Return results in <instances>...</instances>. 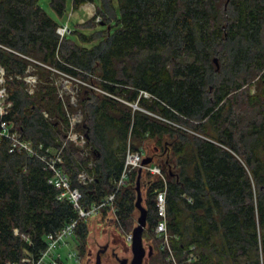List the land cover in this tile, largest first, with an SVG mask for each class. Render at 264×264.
I'll return each mask as SVG.
<instances>
[{
  "label": "trees",
  "instance_id": "obj_1",
  "mask_svg": "<svg viewBox=\"0 0 264 264\" xmlns=\"http://www.w3.org/2000/svg\"><path fill=\"white\" fill-rule=\"evenodd\" d=\"M110 3L96 8L95 23L108 29L80 36L97 42L87 48L59 38L58 24L38 0H0V68L9 103L0 122L32 145L61 151L60 166L84 208L115 189L128 148L146 154L152 143L146 156L165 179L142 170L153 177L143 197L145 224L157 242L151 263L174 264L153 228L154 193L165 187L176 264H264V0H117L116 19ZM65 4L50 0L49 7L62 16ZM93 20L81 26L93 28ZM59 72L89 80L127 105L81 85L73 101L61 98ZM31 74L36 84L29 93L23 78ZM74 114L80 122L73 131L86 139L82 148L67 140V115ZM9 144L0 138V264H23L24 256L44 249L49 232L76 218V209L56 199L59 190L41 160L8 151ZM136 170L97 214L128 233ZM80 172L90 181L79 182ZM87 223L79 219L73 230L78 254L85 251Z\"/></svg>",
  "mask_w": 264,
  "mask_h": 264
},
{
  "label": "built area",
  "instance_id": "obj_2",
  "mask_svg": "<svg viewBox=\"0 0 264 264\" xmlns=\"http://www.w3.org/2000/svg\"><path fill=\"white\" fill-rule=\"evenodd\" d=\"M71 29L68 28L67 25L63 26H57L56 27V35L59 36V38H63L64 36L68 35L70 33ZM4 74V71H1ZM64 78H59L57 84V94L63 98L64 96H70L71 101L75 99V88L78 85H81L83 87L89 88V90L96 91L99 94H103L105 96H108L110 98L116 99L117 101L127 105V102L121 100L116 95H112L109 92H105L102 88L93 87L92 84L89 85V83L81 81L79 79H75L74 77H68L66 75L61 74ZM2 81V80H1ZM3 82V81H2ZM64 83V89L62 90V84ZM75 83V86L70 87L69 85H72ZM61 85V87H59ZM34 86V85H33ZM29 89V93H31L32 87ZM5 87L0 89V98L3 96L5 97V102L0 105V116H3L6 113V109L9 106V103L6 101V94H5ZM144 96V98H149L150 95L147 94L145 91L140 92V96ZM139 96V97H140ZM130 104V103H129ZM134 109L141 110L138 108L137 104L134 103V105H131ZM71 122L69 131L67 132V140L71 141L74 145H77V147L82 148L84 146V143L86 141L85 137L82 134H77L75 131H73L74 125L76 123L80 122L79 116L74 114V116L70 119ZM11 127L8 123L1 121L0 122V138H7L9 141V148L8 151H20L22 150L27 155L31 157H36L37 159L41 160L47 169L50 170V175L48 182L51 183V185L59 190L58 195L56 199L58 200H67L69 203H71L74 208L76 209V218L72 219L69 223L64 224L62 227L55 231H51L46 235L45 239V247L44 249L38 253L35 257H25L21 259L23 264H65L64 260L62 259V251L61 249L65 246H68V240L69 238H73L74 236V227L76 224H78L79 219H89L92 216H95L98 214L99 210L105 206V204L112 203L114 195H116L118 189L125 184L127 181V173L131 170V168H137L141 165L142 157L145 155L142 151H133V149L128 148L125 155H124V167L121 170V175H119L117 181H115V189L109 193L108 195H105V197L97 202L92 203L90 207L84 208L82 204L80 203V197L81 192L78 188L70 186V180L69 177L65 174L64 170L60 166L61 162V151H51V149L42 148L40 145L35 146V144H31L30 142H27L22 139L21 136L16 134L13 131H10ZM147 170L148 173L152 175L161 176L162 181H164L165 177L163 173L161 172L160 167L156 164H145V166H142V170ZM79 182L84 183L87 181H90L91 177L86 175L83 172L77 173ZM165 193L166 189L165 187L162 189L160 188L156 193H154V200L156 201V214H158V221L155 222L153 228L155 232V236L160 239L161 245L164 246V249L167 251L168 259L173 261L175 263L174 255H172L169 241H168V231L167 227H165V220H166V214H165ZM131 232L128 233V236H126L127 241L129 242L131 239ZM71 259L73 258L78 263L82 261L80 259V254L77 252H69L66 251V255L64 256V259Z\"/></svg>",
  "mask_w": 264,
  "mask_h": 264
},
{
  "label": "rangeland",
  "instance_id": "obj_3",
  "mask_svg": "<svg viewBox=\"0 0 264 264\" xmlns=\"http://www.w3.org/2000/svg\"><path fill=\"white\" fill-rule=\"evenodd\" d=\"M111 3V9L112 11L115 13V19L118 18L119 16V12H118V8H117V0H109ZM101 2L102 0H92L91 3H85L83 4V6H81L80 8L76 9V10H72L70 3L71 0H66V4L64 6V13L62 16H59L57 13H55L54 11H52L49 7V3L50 0H38V7L40 9H43L45 11V13L51 17V19L57 23L59 26H63V25H67L69 29L72 30L70 35H67L66 38H68L69 40H73L74 43H76L78 46L80 47H91L94 44H97L96 41H94L92 44H87V42L83 43L81 41V37L80 36H93L95 33H97L99 30L105 31L108 29V26H101L100 24H96L95 22H98L99 20V15L96 16V12H97V7L100 8L101 6ZM101 19L104 21V19L102 18V16H100ZM114 17V16H113ZM93 20V24L95 23V27L93 28H87V27H82L81 25L84 23V21L87 20ZM110 24H111V28H109L108 32L109 34L112 33L113 29H115V22L114 19L111 18L110 20ZM216 65L218 64V61H216L215 63ZM2 69L0 68V89L3 88L4 86V82L3 81V73L1 72ZM60 72H59V76H60ZM61 78L62 77L61 75ZM95 79V78H94ZM2 80V81H1ZM23 80L28 84L29 88H31V86L36 84L35 81V77L31 74L30 76H25L23 78ZM82 81V80H81ZM57 82L58 80H56V86H57ZM84 82L89 83V85H91V83L89 82V80H86ZM75 86V83H73L72 85H69L70 87ZM93 87L95 85H92ZM61 87V85L59 86ZM64 83L62 84V90H66L64 89ZM77 87V86H76ZM83 87V86H82ZM97 87V86H95ZM85 88V87H84ZM99 88V87H97ZM76 89V88H75ZM253 86L251 88V91H253ZM29 92V91H28ZM96 92V91H94ZM98 93V92H97ZM5 102V97H1L0 98V105H2ZM134 105V104H131ZM4 106V105H2ZM74 115H67V118L69 120V118L71 119ZM69 131V130H68ZM148 147H149V153L147 152L146 154H151V147H152V143H148ZM158 157H153V159L158 160ZM153 179V177L149 176L148 173L143 172L142 171V177L141 180L139 181L140 183V187H141V198L143 201V197L144 194L146 192V184L145 181L146 179ZM143 205L145 206V203L143 201ZM133 215L135 217V221L136 218L138 216V211L136 209H134L133 211ZM135 221H133V225L136 223ZM143 235H142V242L143 245L145 247V262L143 264H152L151 260L149 259V255L146 256V250L148 249V246L150 245L152 247V253H151V257L155 252L156 249V240L152 237L153 233H149L148 232V228L147 225L145 224V226L143 227ZM87 230L89 231L88 237H87V241L85 243V251H83L80 254V259L82 261V264H93L94 262V253L99 250L103 245L107 244L106 250L103 251V253L100 255L101 258V262L103 264H117V260L115 259V257H113L112 255H115L116 257L121 258L122 257H127L128 259H131V247H130V241L128 242L126 239V236H128V232H124L122 231V229H119L114 221L111 219V217L105 215H100V216H92L91 218L88 219V223H87ZM68 246H65L61 249V253H62V259L64 260L65 264H81L78 263L77 261H75L73 258L71 259H64V256L66 255V251L69 252H77L76 249V245L74 244V241L72 238H69L68 240Z\"/></svg>",
  "mask_w": 264,
  "mask_h": 264
},
{
  "label": "water",
  "instance_id": "obj_4",
  "mask_svg": "<svg viewBox=\"0 0 264 264\" xmlns=\"http://www.w3.org/2000/svg\"><path fill=\"white\" fill-rule=\"evenodd\" d=\"M216 63V60H214ZM152 163V159L149 156H146V154L142 157L141 165L137 167L136 173L137 177L136 180L134 181V189H135V198H134V203H135V209L138 211V216L136 218V223L133 225L131 228V239H130V247H131V259H127L125 257H117V260L119 264H143L145 262V247L142 242V235H143V230L146 222V207L143 205V201L141 198V187L139 181L141 180V171H142V166H145V164H150ZM107 244L103 245L99 250H97L96 255H95V260L93 264H103L101 262V258H99V253L103 252L106 250ZM151 246H148V249L146 250V256L151 254Z\"/></svg>",
  "mask_w": 264,
  "mask_h": 264
},
{
  "label": "flooded vegetation",
  "instance_id": "obj_5",
  "mask_svg": "<svg viewBox=\"0 0 264 264\" xmlns=\"http://www.w3.org/2000/svg\"><path fill=\"white\" fill-rule=\"evenodd\" d=\"M97 252V251H96ZM96 252L94 253V259H96L95 258V255H96ZM103 252H100L99 253V258H100V255L102 254ZM113 257H115V259L117 260V257L115 256V255H112ZM122 257V256H121ZM125 258H127V257H125ZM128 259V258H127ZM117 262H118V260H117ZM94 263V262H93ZM127 263H128V261H127ZM127 263H125V264H127ZM117 264H119V262L117 263Z\"/></svg>",
  "mask_w": 264,
  "mask_h": 264
}]
</instances>
